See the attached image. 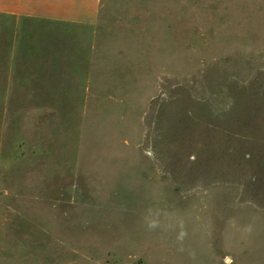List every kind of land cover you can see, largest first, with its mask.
I'll list each match as a JSON object with an SVG mask.
<instances>
[{
    "label": "rangeland",
    "instance_id": "rangeland-1",
    "mask_svg": "<svg viewBox=\"0 0 264 264\" xmlns=\"http://www.w3.org/2000/svg\"><path fill=\"white\" fill-rule=\"evenodd\" d=\"M104 4L0 24V264H264V0Z\"/></svg>",
    "mask_w": 264,
    "mask_h": 264
},
{
    "label": "crops",
    "instance_id": "crops-1",
    "mask_svg": "<svg viewBox=\"0 0 264 264\" xmlns=\"http://www.w3.org/2000/svg\"><path fill=\"white\" fill-rule=\"evenodd\" d=\"M104 5V0H0V24L10 23L16 29L13 40L7 37L11 40V54L14 57L11 63L20 65L15 56L22 53L19 50L21 48L27 49L22 53L27 56V64L34 63L29 57L34 52L33 45L28 42L29 37L33 35L28 29V24L94 25L98 23ZM24 40H27V43ZM1 41L7 45V42Z\"/></svg>",
    "mask_w": 264,
    "mask_h": 264
}]
</instances>
